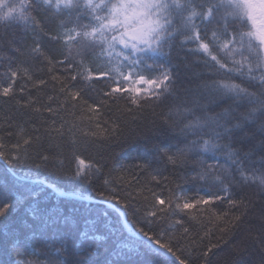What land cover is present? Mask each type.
Masks as SVG:
<instances>
[{
    "label": "snow or ice",
    "instance_id": "obj_1",
    "mask_svg": "<svg viewBox=\"0 0 264 264\" xmlns=\"http://www.w3.org/2000/svg\"><path fill=\"white\" fill-rule=\"evenodd\" d=\"M16 25H22L20 35L13 30L11 39L4 41L7 30ZM0 29L5 30L0 41L17 54L7 58L0 97L34 114L30 117L34 124L31 131L18 123L16 131L10 133L17 138L11 148L0 141V160L9 168H44L57 178L70 176L91 186L105 164L98 161L85 166L78 150L87 151L101 142L113 151L130 140H143L152 145L149 151L153 154H142L138 158L144 163L133 168H151V180L157 183L161 178L169 179L165 172L179 176L183 170L186 179L202 181L216 193L192 201L174 195L168 200L173 216L214 201L226 200L236 210L210 220L223 223L219 231L229 238L221 236L218 243L211 244L203 253L205 258L221 243L230 244L237 255L225 258L223 264H237V257L252 243L264 246V0H0ZM43 37H48L47 42ZM65 63L75 74L64 78L51 75L59 88L55 89L57 96L48 97L50 103L37 107L40 98L33 99L31 94L17 99L19 80L30 82L37 91L47 85L45 79L34 75V70L45 71L37 69L38 64L53 73L58 64ZM19 91L23 94L25 87ZM51 102H56L57 108ZM76 109L80 110L81 124L87 120L85 127L70 124L61 114L75 115ZM101 110L112 112V117L103 119ZM44 112L48 118H42ZM36 121L40 127H35ZM21 142L27 147L22 148ZM33 145L39 146L35 156L29 152ZM65 145L73 149L71 159L78 161L71 172L70 164L66 168L65 160L60 159ZM24 187L28 197L37 194L32 186ZM135 191L133 197L132 191H122L109 178L96 190L97 196L123 204L124 209L130 207L132 199L142 198L150 204L143 215H137L139 207L134 210V232L121 235L112 250L120 249L116 254L127 261L130 253L143 247L170 255L178 264H188L177 254L179 239L152 227L162 218L158 213L166 212L157 208L165 200L152 192L149 201L142 187ZM221 192L227 195H219ZM233 193L239 198H232ZM60 195L65 198L61 205L83 198L75 190ZM13 203L7 194L0 197V217ZM257 207L259 227L249 220ZM31 212L39 218L41 239L52 242L44 245L46 259L25 260L21 234L13 232L0 238V264H12V257L15 264H97L101 250L108 251L114 234L105 233V243H97L100 237L94 233L100 230L99 225L87 217L86 229L79 232L82 243L73 249L79 217L67 214L60 206L49 213L35 204ZM124 215L127 218V211ZM183 223L175 220L184 234L180 239L189 232ZM84 240L91 243L85 245ZM125 248L129 250L126 253L122 251ZM40 253L33 249L30 255Z\"/></svg>",
    "mask_w": 264,
    "mask_h": 264
},
{
    "label": "trees",
    "instance_id": "obj_2",
    "mask_svg": "<svg viewBox=\"0 0 264 264\" xmlns=\"http://www.w3.org/2000/svg\"><path fill=\"white\" fill-rule=\"evenodd\" d=\"M83 22L86 23L87 20H84ZM20 28H22V25H16L14 29H8V35L4 37V41L11 39L13 30H15L16 35L19 36ZM4 32V29H0V33ZM47 39L48 37H43L45 42H47ZM0 44L3 46V51L0 55L4 57L3 60H0V78H5L4 73L6 71L7 58H14L17 54L3 41H0ZM59 59H63V57H59ZM36 67L37 69H45L43 72L34 70V75L38 78L45 79L48 82L47 85L41 86V89L37 91L32 87L30 82L19 80L16 88V95L17 99H20L21 96H23L24 99H27L29 94H31L33 99L39 97L40 104L36 105L39 107L50 103L48 100L49 96H57L55 89L59 88V83L57 81H52L50 78L51 75L54 74L58 77L64 78L75 73L73 69L68 68L66 63L62 65L58 64L53 73H48L46 71L47 66L44 64H38ZM93 67H95V65H93ZM21 86L25 87V92L23 94L19 91ZM96 86L100 87V85ZM88 95L94 96L95 93H88ZM85 98L87 99V96ZM59 99L62 100L63 97H60ZM89 102L91 103V101ZM51 103L53 108H57L56 102ZM119 103L123 105L125 101L121 100ZM74 111L75 115H72L69 112H62L61 114L70 124H81L79 119L81 115L80 110L76 109ZM101 111L103 112V119H110V117H112V112L107 110ZM157 111H159V109H157ZM32 116H34V114L30 109H21L20 105L16 104L15 101L5 103V99L0 97V141L7 145L8 148H11V146L16 143L17 138L14 135H10V133L16 131V125L18 123L31 131L34 126L32 119H30ZM48 117L49 114L44 112L42 118ZM149 119H152V117L149 116ZM9 121H11V127H9ZM86 124L87 120L81 124V127H85ZM35 127H40L39 121L35 122ZM41 131H43V128H41ZM129 144H131L132 147H129ZM23 147L27 146L22 144V148ZM38 147V145H33V147L29 149V152L35 156ZM44 147L48 148L49 145L45 144ZM151 148L152 145L143 140H130L128 144H124L121 148H116L113 151L106 150L101 142H97L87 151L83 149L78 150L80 158L85 161V166L96 164L98 161L100 164H105L102 173L97 174L99 178L96 179L91 186L72 179L70 176L63 179L57 178L44 168L37 169L34 166L30 167L28 165L9 168L3 160H0V197L7 194L10 196L11 201L14 202L13 206L7 211V214L0 217V238H3L6 233H19L21 234L23 249L26 250L23 257L25 260L46 259V256L43 253L44 245H51L52 242L51 240L41 239L39 236V218L32 214L31 208L35 204H39L41 208H46L49 213H51L56 211L57 206H60L62 211L80 218V224L78 226L79 230L73 233V249L79 248L82 243V238L79 236V232H83L86 229L87 225L84 222V218L87 217L88 220L93 223H98L99 225L100 230L94 233L95 236L100 237V240L97 241V243H100L101 245L105 243L103 239L105 233L114 234L112 240H110L107 245L108 251L101 250L100 254L96 257L97 264H112L113 261H126V258L123 255L116 254L120 249L117 248L116 251L112 250L115 248L114 241H116L121 235L127 237L134 232L135 226L132 223L135 218L133 216L134 210L139 207L140 212L137 213V215H143L145 206L147 205L150 207V204H147V202L141 198L130 200V207L128 209H124L123 204H119L116 201H111L116 206V209L106 205L102 202L104 199L96 195V190L101 188L103 179L109 178L115 180L116 186L122 191H132L133 197H136L137 195V191L135 190L142 187L145 189L144 195L148 197L149 201L152 199V192L158 194L161 199L165 200V204L157 205V208H164L166 209V212L158 213V216L162 218L158 219L152 227L157 230L163 229L171 232L177 237V239H179L177 254L180 255L182 259H186L188 264H205L206 260L208 264H223L225 258L236 256L237 254L232 251L230 244L224 245L223 243H221L220 248L212 249L211 252L208 253L207 258L203 255L204 252L208 251L211 244L219 242L221 236H224L225 239L229 238L219 231V228L224 226L223 223L219 221L210 222V220L214 221V217L223 212H235L236 210L232 209L226 200L214 201L208 205L201 204L197 205L194 209L185 210L186 214L179 213L178 215L173 216L171 214L172 210L168 206V200L174 198V195L186 197L189 201H192L200 197L207 198L216 193L202 181L196 182L186 179L187 173H184L183 170H181L179 176L170 174V172H165L164 175L169 176V179L164 180L161 178L159 183H157L156 181L151 180V175L154 174L151 168L146 171H142L138 167L133 168L134 165L144 163L143 159L138 158L142 154H146L149 157L153 154L149 151ZM72 152L73 149L70 146L65 145L63 148L64 154L60 157V159L65 160L66 168L70 164V168H68L70 172L74 171L78 165V161L71 159ZM44 154L47 155L48 152L45 151ZM221 162H223V160H221ZM121 165L124 166L123 169L120 168ZM110 170L111 175L109 176ZM25 185H30L35 188L37 194L28 197L27 191L24 187ZM129 185H131V187H129ZM53 187L60 189L61 192H57ZM149 189L151 190L150 192L148 191ZM70 190H75L81 196L92 197L95 200H76L74 204L64 203L61 205L60 201L65 198L61 196L60 193ZM219 195L225 196L227 193L221 192ZM232 198L238 199L239 196L233 193ZM180 202L183 203V200ZM256 202L257 205L261 202L258 196L256 197ZM117 209L121 210L123 214L124 211H127V221L131 224V227L127 225V221ZM89 212H91L92 215H89ZM259 214L260 210L259 207H257L249 216V220L256 227H259ZM176 219H182L184 222L183 227L189 229V232L184 239H180L184 234L182 228L175 224ZM209 229L211 230L209 235L205 236V232ZM245 230L247 231V228ZM252 235L254 237L257 235L255 229L252 230ZM83 242L85 245L91 243V241L87 240H84ZM94 246L95 245H93V247ZM33 249L41 250L40 255L37 257L30 255ZM122 251L126 253L129 250L125 248ZM11 259L12 264H15L16 258L12 257ZM126 264H178V262L166 254L141 247L135 252L129 254ZM237 264H264V246H261L258 241L252 243L245 254L237 257Z\"/></svg>",
    "mask_w": 264,
    "mask_h": 264
},
{
    "label": "water",
    "instance_id": "obj_3",
    "mask_svg": "<svg viewBox=\"0 0 264 264\" xmlns=\"http://www.w3.org/2000/svg\"><path fill=\"white\" fill-rule=\"evenodd\" d=\"M54 188H55L56 191L61 192L60 189H58V188H56V187H54ZM82 197H83V196H82ZM77 200H88V201H94L95 199L92 198V197H83V198H80V199H77ZM102 202L105 203V204H108L111 208H116V207L114 206V204L111 203V202H106L105 200H103ZM119 212H120V214L123 216V218L127 221V218L125 217V215H124L121 211H119ZM127 225H128L129 227H131V224H130L128 221H127ZM168 256L171 257L172 259H174L172 256H170V255H168Z\"/></svg>",
    "mask_w": 264,
    "mask_h": 264
},
{
    "label": "rangeland",
    "instance_id": "obj_4",
    "mask_svg": "<svg viewBox=\"0 0 264 264\" xmlns=\"http://www.w3.org/2000/svg\"><path fill=\"white\" fill-rule=\"evenodd\" d=\"M54 188V187H53ZM55 189V188H54ZM58 192V191H57ZM103 201V200H102ZM112 203V202H111ZM106 205H108V204H106ZM109 206V205H108ZM115 206V205H114ZM116 207V206H115ZM114 209H116V208H114ZM118 210V212L119 211H121V210H119V209H117ZM122 212V211H121ZM120 213V212H119Z\"/></svg>",
    "mask_w": 264,
    "mask_h": 264
}]
</instances>
